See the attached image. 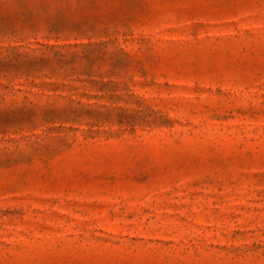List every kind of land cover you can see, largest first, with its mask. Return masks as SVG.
Here are the masks:
<instances>
[{"label": "rangeland", "instance_id": "1", "mask_svg": "<svg viewBox=\"0 0 264 264\" xmlns=\"http://www.w3.org/2000/svg\"><path fill=\"white\" fill-rule=\"evenodd\" d=\"M0 264H264V0H0Z\"/></svg>", "mask_w": 264, "mask_h": 264}]
</instances>
